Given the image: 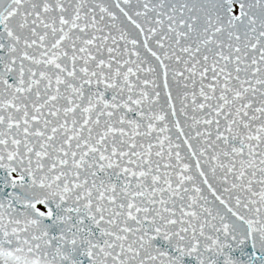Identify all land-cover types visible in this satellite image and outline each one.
I'll return each instance as SVG.
<instances>
[{
	"label": "snow or ice",
	"instance_id": "obj_1",
	"mask_svg": "<svg viewBox=\"0 0 264 264\" xmlns=\"http://www.w3.org/2000/svg\"><path fill=\"white\" fill-rule=\"evenodd\" d=\"M0 264H264V0H0Z\"/></svg>",
	"mask_w": 264,
	"mask_h": 264
}]
</instances>
